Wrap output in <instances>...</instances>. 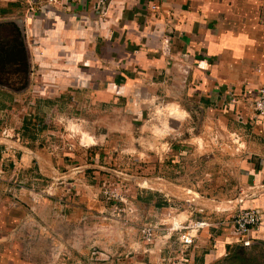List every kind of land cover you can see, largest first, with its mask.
<instances>
[{
  "label": "rangeland",
  "instance_id": "rangeland-1",
  "mask_svg": "<svg viewBox=\"0 0 264 264\" xmlns=\"http://www.w3.org/2000/svg\"><path fill=\"white\" fill-rule=\"evenodd\" d=\"M35 88L0 85V264H20L19 252L28 264H178L190 252L172 222L235 213L242 147L221 117L228 106L202 112L184 97L101 108Z\"/></svg>",
  "mask_w": 264,
  "mask_h": 264
},
{
  "label": "crops",
  "instance_id": "crops-1",
  "mask_svg": "<svg viewBox=\"0 0 264 264\" xmlns=\"http://www.w3.org/2000/svg\"><path fill=\"white\" fill-rule=\"evenodd\" d=\"M94 2L61 8L46 0H0V21H20L28 83L57 99L67 92L70 100L101 101V108L102 101L184 97L204 102L202 112L228 106L221 117L239 130L242 147L233 178L242 193L228 207H252L261 222L249 231L248 245L231 234L234 214L228 223L208 224L178 264H264V121L254 120L249 107L264 83V0H164L156 14L143 0H111L105 17ZM164 35L170 55L161 51ZM181 62L189 67L186 82ZM7 250L10 261L16 256ZM16 254V262L28 264Z\"/></svg>",
  "mask_w": 264,
  "mask_h": 264
},
{
  "label": "built area",
  "instance_id": "built-area-1",
  "mask_svg": "<svg viewBox=\"0 0 264 264\" xmlns=\"http://www.w3.org/2000/svg\"><path fill=\"white\" fill-rule=\"evenodd\" d=\"M68 1H77V0H46V3L49 5L60 6L61 8H65L69 5ZM145 3V9L154 14L157 13L159 9L160 3L164 0H143ZM111 0H95L93 8L96 13L105 17L108 14ZM161 51L164 55H170V38L167 35H164L162 38V48ZM185 56V55H184ZM182 57V59L184 58ZM172 61L171 63H173ZM181 73L183 74V82H186L189 67L184 65L182 62L180 64ZM251 102H249V107L253 112L254 119H261L264 121V83H261L257 86L256 92L251 96ZM237 103V100H233ZM239 121L242 122V118L238 117ZM241 202V201H240ZM261 216L260 214L252 207H241L239 206L235 211L233 218L231 220V234L235 238L241 239L243 245L250 244V240L247 238V235L251 229H255L260 225ZM210 224L204 220H194V221H186V222H172L169 227V231H178V242L184 248L181 251L184 252L187 247H189L198 234L199 230L205 226ZM154 231H152L149 227L144 230L145 238L150 241L153 236ZM171 233V232H170ZM94 252H92L93 254Z\"/></svg>",
  "mask_w": 264,
  "mask_h": 264
},
{
  "label": "trees",
  "instance_id": "trees-1",
  "mask_svg": "<svg viewBox=\"0 0 264 264\" xmlns=\"http://www.w3.org/2000/svg\"><path fill=\"white\" fill-rule=\"evenodd\" d=\"M29 74L30 62L22 30L14 21H0V85H11L15 90L23 88Z\"/></svg>",
  "mask_w": 264,
  "mask_h": 264
}]
</instances>
